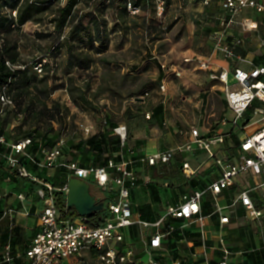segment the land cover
I'll use <instances>...</instances> for the list:
<instances>
[{
    "label": "rangeland",
    "instance_id": "1",
    "mask_svg": "<svg viewBox=\"0 0 264 264\" xmlns=\"http://www.w3.org/2000/svg\"><path fill=\"white\" fill-rule=\"evenodd\" d=\"M66 1L61 0V5ZM127 1L129 0H80L76 14L84 15L83 26L79 32L72 33L71 22L62 31L55 28L56 23L53 19L60 3L57 0L44 12L36 15L20 28L14 27L11 31L10 36L19 41L18 49L22 55L18 65H29L32 84H37L44 90L41 95L49 103L53 100L69 102L71 106L69 114L72 119H98L110 110L115 119L122 118L129 125L134 119L144 117L146 110L161 103L166 109L164 110L167 115L166 124L155 118L150 120L149 125L151 128L157 127L164 131L170 125L168 112L172 110L173 105L175 108H181L186 102L192 101L190 103L195 106L193 109L196 112L202 111L203 109L197 106L198 99L203 97V95L198 96L199 91L208 90L215 82L209 75V69L202 68L198 61L186 62L185 56L195 54L197 57L207 59H212L214 56L225 57L221 48L215 47L211 37L212 31L220 24L219 0H210L209 3H205L204 0H167L168 7L163 14L156 10L157 0H133L141 7L137 14L122 8L121 5ZM4 9L9 10L8 7ZM96 20L101 25L103 41L97 40L95 36L98 31L94 24ZM0 33V42H2L5 29L1 28ZM262 34L264 36V33ZM71 46L90 53L93 58L90 68L78 65L77 61L72 63L68 53V48ZM245 46L259 53L264 51L263 42H247ZM241 47H244V44L239 48ZM239 53L243 54L241 50ZM260 57L262 56L259 55ZM37 60H42L45 71L50 72L47 78L33 69V62ZM163 63L167 64L171 72V77L165 79L167 80L165 90L161 88L164 83ZM53 68L55 70L51 72ZM174 69L180 70L181 74L177 75ZM46 89L48 92H45ZM140 96L146 98L144 103H136V99ZM191 98L193 100H190ZM249 113L250 111L247 112V116ZM21 116L19 114V117ZM15 117V112L8 111V116L3 122L5 127L9 126L8 122ZM263 117L264 114L254 115L250 124L260 121ZM17 121L20 123L12 126V129L22 132L24 124L21 120ZM192 125L188 124L187 129L190 130ZM161 171L163 175L159 178L158 185L166 186L165 182L173 184L174 182L168 177L171 172L176 171L175 166L161 168ZM63 178V170L58 169L51 180L61 185ZM137 190L135 201L141 202L146 193L140 188ZM20 192L22 190L18 191L13 181L0 180V203H2L0 207L8 205L9 208L14 209L15 221L12 230H20L14 236V244L19 249L28 245L38 227L34 210L24 208L23 202L18 197ZM104 192L105 190L102 194ZM162 193L167 200L169 194L175 195V190L173 187H163ZM9 225L8 218L0 221V243L8 239L9 233L5 232V229ZM238 230L240 232L228 231V243L245 249L254 246L252 228L242 220L239 222ZM180 237H174L172 241L170 236L169 246L177 247L176 252L189 254L188 239L185 241ZM143 238H147L146 231L137 234L135 243L138 248L142 247L145 241ZM258 254L263 258H259L258 261L253 260V264H262L264 261V251L261 250ZM185 258L187 264L196 263L189 256ZM253 258L254 256L251 260ZM143 260L147 264L149 254H146ZM0 264L4 263L0 262ZM76 264L102 263L97 256L87 255L83 261H77Z\"/></svg>",
    "mask_w": 264,
    "mask_h": 264
},
{
    "label": "built area",
    "instance_id": "2",
    "mask_svg": "<svg viewBox=\"0 0 264 264\" xmlns=\"http://www.w3.org/2000/svg\"><path fill=\"white\" fill-rule=\"evenodd\" d=\"M209 3L210 0H204ZM221 16L220 24L213 30L211 37L215 47H220L226 58L245 59L238 53V48L243 46V37L230 39L231 31L239 27L242 32L257 33L260 31V14H264V0H219ZM168 7L167 0H157L156 10L163 14ZM128 10L132 14L140 12L141 7L133 2H128ZM250 10L255 15H245ZM264 43V36L261 37ZM185 61L192 63L198 61L202 68H210V61L200 59L196 56H186ZM12 65L10 61H7ZM165 72L164 79L171 77V72L166 63L162 64ZM35 69L39 74H44V63L38 62ZM177 75L180 70L174 69ZM223 83L226 92L228 107L233 111L231 118L223 117L221 123L231 124L230 132H214L203 134L199 127L192 126L189 137L176 147H169L163 150L146 154L139 158L143 163L150 166L159 164L169 165L179 151H193L202 149L207 151L208 159H213L214 164L220 171L216 179L204 188H197L189 193L182 195L178 203L167 205L163 213L154 221L143 219L141 214L134 208L132 201V191L137 187L142 179L150 181L149 176L138 173L134 163L136 159L128 155H122L120 159L114 157L105 161L102 165H83L78 159H69L64 152V146L69 135L70 127L65 124L56 123L57 128L62 131L59 141L52 148L41 147L42 158L38 161L39 166L48 169L57 167L66 168L71 176H78L94 183L102 191L109 195L104 202L108 216L101 225H93L90 222L91 216L71 213L70 207L60 206L59 196L54 191L59 190L68 196V182L62 187L55 186L45 181L50 193L46 197V206L40 214V228L33 237L26 250L29 261L27 264H65L66 259L84 255L87 249H93L99 255L102 264H123L134 263L135 249L126 242L125 231L133 225H140L150 228L151 237L149 243V261L147 264H162L159 251L163 247L165 236L175 230L174 225H169L167 231L162 230L169 219L191 220L205 228L206 216L203 214L202 202L208 192L215 198V212L220 213L222 224L230 221L229 215H224L223 210L226 206L219 203V196L227 188L234 187L238 183L241 174L251 173L255 179L264 177V125L253 132H246L247 111L254 106V114H264V105H256L259 101L264 104V63H254L250 61L249 66L245 67L236 64L232 69L213 70L211 75ZM165 83L161 88L165 90ZM1 100L4 104H13L11 96L3 91ZM150 117V114H146ZM104 124L106 119H104ZM78 128L84 134H90L94 129V124L79 122ZM115 132L119 134L123 142L127 139V126L120 124L115 127ZM232 134L239 139L240 151L237 154H229L228 134ZM6 136L0 132V144L6 143ZM33 138L26 137L10 144L11 152L8 154V162L18 170V173L25 177L35 180H42L33 174L22 163L20 155H27V148L32 144ZM219 146L220 149H216ZM182 171L187 178H191L197 173V168L189 160L182 163ZM68 179V181H69ZM169 184L166 182V185ZM264 185V180L256 184L244 185L237 188L234 200L231 205L238 202L244 207L246 215L250 220L261 222L264 218V207L258 205L252 192L259 186ZM111 196V198H110ZM78 212V211H77ZM183 227V226H182ZM222 258L218 264H229L233 255L232 248L226 243L225 237H220ZM11 245L5 246L3 260L12 262Z\"/></svg>",
    "mask_w": 264,
    "mask_h": 264
},
{
    "label": "crops",
    "instance_id": "3",
    "mask_svg": "<svg viewBox=\"0 0 264 264\" xmlns=\"http://www.w3.org/2000/svg\"><path fill=\"white\" fill-rule=\"evenodd\" d=\"M245 15H255L250 10H247ZM264 14H260V31L257 33H247L242 32L239 27H235L234 30L231 31L230 39H234L237 37L242 36L244 47L238 48V53L242 51V57L245 59H229L224 56H214L212 59H207L206 57L202 58L198 56V58L207 59L210 61V74L213 70H220V69H232L234 65L240 64L242 66L248 67L250 61H254V63H264V51L256 52L254 50H250L248 46H245L247 42H261V37L264 33ZM261 45V44H260ZM241 55V53H239ZM259 55L262 57L259 58ZM193 56V55H188ZM197 57V55L194 54ZM186 57V56H185ZM164 71V70H163ZM165 74V72H164ZM163 74V75H164ZM201 78V76H199ZM211 77V76H210ZM169 79V78H168ZM167 79V80H168ZM215 81L208 90L199 91L198 96L203 95L200 97L199 103L197 106H200L203 110L202 111H195L194 105L189 102H186L185 105L181 108H175L173 105L168 112V117L170 125L164 131L159 130L157 127H150L149 122L152 119H157V121H161V123L166 124L167 115L164 113L163 104H156L151 109H148L144 112V117L134 119L131 124L127 125L122 118L115 119L110 110L106 111L104 115L99 117L98 119L89 118L86 119H72V116L68 114V119L74 121L75 124L79 122H86L94 124V129L90 134H84V132L80 130L81 135L78 137L71 138L75 142H78L83 135L85 140L84 146L87 148V158L86 162H98L103 163L108 158L114 157L116 159L122 158L121 156L128 155L129 157H133L136 159L134 163L135 168L138 170V173H141L144 176H149L150 181H145L142 179L137 187H135L132 191V201L134 208L138 211L137 207H140L144 204H149L151 208L146 209V216L143 214L142 211H138L143 214L146 219L151 221L156 220L164 211L165 207L171 203H178L183 194L189 193L194 189L197 188H204L208 186L214 179L217 178L219 174V167L214 164L213 159H208V153L202 149H195L193 151H179L176 154L175 160L167 165L166 167L175 166L176 171L172 173L168 177L173 181L172 184H167L163 186L164 188L173 187L175 190V195L169 194L167 200L162 193V186L158 185L159 178L163 175L161 171V166L163 164H159L158 166H150L146 163H143L139 160L140 157L156 152L158 150H163L169 147H176L180 143H183L190 135V130L187 128L188 124H193L192 126L199 127L200 131L203 134H211L214 132H230L232 130L231 124H223L221 123V119L223 117L231 118L233 116V111L228 107L226 101V92L223 83L220 81L213 79ZM163 77V82L166 84V81ZM208 81V79L206 78ZM210 83L211 80L209 79ZM212 81V82H213ZM146 100L145 97H138L136 99V103H144ZM190 100H193L191 98ZM61 101V100H60ZM62 102V101H61ZM202 102V103H201ZM69 106V102L65 101L62 102ZM256 105H261L263 103L257 101L255 102ZM161 105L162 109L159 113L155 112L157 106ZM71 106H69L70 108ZM125 107V106H124ZM209 109V110H208ZM124 111V110H123ZM250 113L246 119L248 120L246 124V132L250 133L254 130L258 129L260 126L264 125V117L258 121L253 122L250 124L251 118L256 115L254 114V106L251 107L247 112ZM147 113L150 114V117H147ZM106 116L108 120V124L106 126L103 124V118ZM17 120H21V123L25 122L24 117L17 116L13 120L8 122L9 126L5 128V135L8 137L6 143L0 144V180H4L6 182L13 181L14 186L17 188L18 191H21L18 194L19 199L23 202L25 209H33V214L37 216V231L40 228V214L45 208L46 204V197L50 193L49 189L45 185V181H54L51 180L57 173L56 169H48L46 167L39 166L37 156L40 155L39 150L33 148L32 152L27 151V155H20L21 159L25 166L35 175L39 176L42 180H35L30 177L22 176L18 173L15 167H13L8 162V154L11 152L10 144L14 141L22 138V135L31 132L30 129H26V125L21 131H14L12 126L17 123H20ZM120 124H126L127 126V139L125 142L121 140L118 133L115 132V127ZM250 126L248 127V125ZM111 126V127H110ZM114 127V128H113ZM119 138H118V137ZM95 140L94 142L91 139ZM90 140H89V139ZM116 139L118 143H115ZM101 140L105 141V143ZM73 143V141H72ZM228 149L224 150L229 154H237L239 153V139L237 136L228 134ZM98 144L101 149L96 147ZM221 148V147H220ZM219 146H216V149H220ZM73 153H77L79 156L82 155L80 150L76 147H72ZM33 154V155H32ZM95 159V160H94ZM184 160H189L194 167H196L197 173L192 176L191 178H187L183 171H182V163ZM47 179V180H46ZM264 180V177H260L259 179H255L251 173H244L241 174L238 178V183L234 187L227 188L223 191L221 196H219V203L226 208L223 210L224 215H229L230 221L226 224H222L220 220V213L215 212V198L211 192H208L203 199L202 202V209L203 214L206 216V225L204 229L200 228V225L196 222L191 220L183 221V220H175L169 219L166 225L162 228V230L167 231L169 225H174L175 229L169 235L165 236L164 243L162 249L159 251V257L162 261V264H187L186 256L192 258L196 263L195 264H218L220 259L222 258L221 252V242L220 237L224 236L226 243L232 248L233 255L229 260V264H253V260H259L263 257H259L260 255L258 252L261 250L264 251V218L261 222L256 220H250L247 215L244 207L238 202L236 205H231L234 200L235 192L237 191L238 187L250 184H256ZM166 183V182H165ZM67 184V183H66ZM63 185V184H62ZM65 185V184H64ZM57 187V186H56ZM55 187V188H56ZM59 188V187H57ZM140 188L143 193H146V196H143V201L137 202L135 201V195L137 189ZM27 191V193H26ZM32 191V192H30ZM30 192V193H28ZM54 194L57 195V190L54 191ZM107 194V193H106ZM253 198L255 202L264 207V185L259 186L253 192ZM59 196V195H58ZM2 204V203H0ZM0 221L4 220L5 218L10 219L9 229L6 228L5 232L9 233V237L3 243H0V256H1V263L4 264H27L29 259L26 256V250L29 247L31 241H29L26 247L19 249L16 244H14V236L20 230L13 231L14 221H15V214L14 209L9 208L7 206L0 207ZM244 221V223L248 224L250 228H252V233L254 235V246H251L248 249L242 247H235V245H230L227 241V233L228 231L240 232L238 230L239 222ZM183 226V227H182ZM146 231L147 238H143L144 243L141 245L142 247L138 248L136 246L135 240L137 238V234ZM150 228H144L140 225L136 224L132 227L126 229L125 237L126 242L130 243L135 249V259L137 264H145L143 257L146 254H149V243L151 237ZM195 232L197 236L188 237L186 236L185 232ZM34 234V237H35ZM170 236L172 237V241L175 238H179V236H184L181 240L188 239V251L189 254H184L182 251H175L177 247L169 246ZM196 239L200 242V244H196ZM180 241V240H179ZM7 244L11 245L12 254L14 256V260L12 262H7L3 260V254L5 251V246ZM84 255L81 257L75 256L69 258V260L65 261V264H76L77 261H83L87 255L97 256L99 259V255L93 249L85 250ZM254 258L251 260V257ZM137 257V258H136ZM183 257V258H182ZM100 260V259H99ZM123 264H127L123 263ZM264 264V261H262Z\"/></svg>",
    "mask_w": 264,
    "mask_h": 264
},
{
    "label": "trees",
    "instance_id": "4",
    "mask_svg": "<svg viewBox=\"0 0 264 264\" xmlns=\"http://www.w3.org/2000/svg\"><path fill=\"white\" fill-rule=\"evenodd\" d=\"M57 0H2L0 4V32L1 28L5 29L4 35L2 37V42H0V132L5 135V125L3 122L8 116V111H13L16 113V117L21 114L24 117L23 124L27 126V130L30 129L31 132L22 135L24 139L26 137H32L33 142L27 148V151L30 153L32 152L33 148L38 149L40 155L36 158L38 161L42 158V153L40 151L41 147L52 148L56 145L59 141L62 131L57 128L56 123H60L61 125L67 124L70 127L69 135L66 141V145L64 146V152L68 155L69 159H78L83 165H102L103 163L96 162H86L87 158V148L84 146L85 140L83 135L81 136L78 142L74 143V140L71 136L78 137L82 133H80V129L78 128V124L74 121H70L68 119L69 114V106L63 104L60 100H53L49 103L46 99L42 97V93L44 90L40 88L37 84H32L31 76L29 75V65L23 64L20 66L19 59L22 56L18 47L19 41L18 39H13L10 36L11 31L14 27L20 28L21 25L27 23V21L34 18L36 15L44 12L50 5L55 3ZM133 2L135 5H139L137 2L133 0H129ZM122 4V8L128 10V2ZM57 14L55 15L53 21L55 24V28L58 31H62L70 22L72 23L71 32L77 33L80 31L81 26H83V18L84 15L76 14V9L78 8V3L80 0H67L66 3L61 5V0H59ZM140 6V5H139ZM8 7L9 10L4 9ZM220 7V6H219ZM129 11V10H128ZM221 12V9H220ZM96 24L98 31L96 32L95 36H97V40L103 41L102 38V30L99 21H94ZM86 27V25H84ZM1 34V33H0ZM68 53L70 58L72 59V63L77 61V64L90 68L93 62V58L90 53L84 49H77L71 46L68 48ZM7 61H10L12 65H9ZM38 62H42V60H37L33 62V69H35V65ZM45 68V65H44ZM45 70V69H44ZM55 68L52 69L51 72H54ZM35 72L37 70L35 69ZM39 74V72H37ZM50 72L45 71L43 75L44 78L49 76ZM67 89V88H65ZM5 91L8 93L12 100L13 104H4L1 100V94ZM48 92V89L45 90ZM51 94V92H50ZM37 101H39L37 103ZM161 105L157 106L155 109L156 113L161 111ZM106 119V123L108 124V120L106 116L103 118ZM106 126V124H104ZM111 127V126H110ZM114 128V127H113ZM82 132V131H81ZM6 136V135H5ZM118 137V136H117ZM6 138H8L6 136ZM119 138V137H118ZM89 139V138H88ZM91 139V138H90ZM89 139V140H90ZM14 141V142H16ZM73 141V143H72ZM92 142L95 140L91 139ZM103 140H101L102 143ZM105 143V141H103ZM115 143H118L116 139ZM72 147H76L82 155H78L77 153H73ZM96 147L101 149V147L96 144ZM31 154V153H30ZM33 155V154H32ZM112 158V157H111ZM110 159V158H108ZM107 159V160H108ZM22 160V159H21ZM95 160V159H94ZM105 160V161H107ZM23 163V160H22ZM24 164V163H23ZM167 165H162L161 168L166 169ZM57 169L63 170V185H58L55 181L51 182L55 187H62L64 184L68 182L70 173L64 167H57ZM92 194L100 201H106L109 198L105 192L102 194V189L96 186L94 183H91ZM57 195H59V203L60 206H66L67 204V197L66 194L62 191L57 190ZM111 198V196H110ZM138 211H142L143 214L146 216V209L151 208L149 204L141 205L137 207ZM71 213L79 214L74 207L70 208ZM140 213V212H139ZM141 214V213H140ZM143 214L141 217L146 219ZM108 216L107 209L104 208L95 212L91 218L90 222L93 225H101L106 221ZM149 220V219H147ZM177 229V228H175ZM186 236L193 237L197 236V233H193L191 231L185 232ZM196 244H200L198 239H196ZM137 258V257H136ZM1 259V256H0ZM136 260V259H135ZM127 264H134V263H127Z\"/></svg>",
    "mask_w": 264,
    "mask_h": 264
},
{
    "label": "water",
    "instance_id": "5",
    "mask_svg": "<svg viewBox=\"0 0 264 264\" xmlns=\"http://www.w3.org/2000/svg\"><path fill=\"white\" fill-rule=\"evenodd\" d=\"M67 206L74 207L80 215L92 216L104 209V201L98 200L93 194L91 183L78 176H71L68 181Z\"/></svg>",
    "mask_w": 264,
    "mask_h": 264
}]
</instances>
